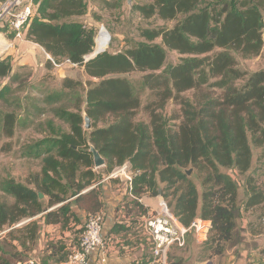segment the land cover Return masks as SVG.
I'll return each mask as SVG.
<instances>
[{
  "label": "trees",
  "instance_id": "trees-1",
  "mask_svg": "<svg viewBox=\"0 0 264 264\" xmlns=\"http://www.w3.org/2000/svg\"><path fill=\"white\" fill-rule=\"evenodd\" d=\"M103 1L105 7L110 4ZM34 3L36 14L27 39L56 62L78 63L88 79L65 77L60 93L46 97L48 104L75 97L70 109H55L54 116L69 123L68 131L51 130L27 145L25 152L40 160L39 169L23 182L3 181L6 197L0 201V230L6 232L0 264H18L15 250L26 253L35 247L39 220L17 227L23 221L43 215L47 224L67 223L74 216L73 202L68 201L74 196L80 209L89 214L101 211L99 182L125 163L139 171L132 189L137 198L144 193L157 196L162 189L168 207L183 225L190 226L197 217L211 221L202 243L209 258L221 257L228 247L243 241L238 226L242 208L260 211L252 232H262L258 228L262 229L264 218V188L251 170L257 148L255 172L264 171V69L251 73L240 69L237 55L255 57L264 49V0H134L130 12L145 24L137 25L133 45L118 52L105 50L87 61L97 34L86 22L89 3ZM89 15L95 21L103 19L96 11ZM170 52L178 53L177 62H168ZM46 66L53 63L46 60ZM132 73L141 74L140 90L127 76ZM18 77L11 57L1 58L0 98ZM6 78L9 83L2 85ZM146 90L155 99L147 104L149 117L143 120L137 116L140 91ZM191 91H195L193 99L181 96ZM171 99L181 105L178 118L160 113ZM84 112L92 120L90 130L84 128ZM43 113L42 109L38 115ZM17 116L16 111L3 110L7 138L15 135ZM89 142L106 159L104 174L94 168ZM235 173L245 176L242 203ZM170 264H184V259Z\"/></svg>",
  "mask_w": 264,
  "mask_h": 264
},
{
  "label": "rangeland",
  "instance_id": "rangeland-1",
  "mask_svg": "<svg viewBox=\"0 0 264 264\" xmlns=\"http://www.w3.org/2000/svg\"><path fill=\"white\" fill-rule=\"evenodd\" d=\"M110 1L107 7L103 0H90L91 11H96L102 15L101 21H95L91 16L86 17V22L93 27L97 34L101 25H104L106 30L111 35V42L107 50L111 52H118L129 48L133 45L136 38V27L138 24H145L137 13L130 12V6L134 4L128 0H108ZM105 5V6H104ZM120 5V6H117ZM106 8V9H105ZM179 55L176 52H170L168 55V62H177ZM38 62L44 63L43 66H38L37 69L28 66H19L14 71L18 73L19 77L12 83L9 91L3 94L0 98V201L6 197L3 190V181L7 178H14L17 181H24L27 176L36 171L40 167V160L32 158L26 154V146L31 145L41 137L55 131H68L69 123L61 118L55 117L56 107H65L70 109L74 104L75 97L68 101L66 98H61L58 103L48 104L45 102L46 97L50 93H60L62 90V81L66 77H71L76 80L86 81L88 79L85 71L80 66L74 67L65 64L62 67H55L54 70H46V58L44 54H39ZM238 66L240 69L248 73L259 69H264V49L260 55L250 58H242L237 55ZM14 69V67H13ZM136 82L137 89L141 86L137 84L140 79V73H132L127 75ZM10 79L3 80L2 85L9 83ZM142 105L138 112V119L148 120L149 111L147 104L151 103L155 98L151 96L149 90L140 91ZM195 91L183 93L182 97L194 98ZM5 108L17 112L18 125L15 130V135L12 138H7L3 132V110ZM44 110L40 116L39 111ZM162 113L167 118L179 117L182 113L181 105L177 100L171 99L168 101L166 108ZM175 120H171L174 123ZM179 122V120H176ZM52 127H49V126ZM260 150L254 149L255 160ZM193 179L201 188V179L198 173L193 174ZM1 231V230H0ZM3 231V230H2ZM0 246H3V236L0 237ZM3 248L0 249V252ZM16 261L18 264L29 260L36 259L37 255H30L29 252H17ZM178 258L184 259V264H196L200 262L204 264L208 260V254L203 252L202 243L198 241L196 235L192 232L186 239L182 250H177ZM211 260V258H210ZM175 261V256L172 257Z\"/></svg>",
  "mask_w": 264,
  "mask_h": 264
},
{
  "label": "crops",
  "instance_id": "crops-1",
  "mask_svg": "<svg viewBox=\"0 0 264 264\" xmlns=\"http://www.w3.org/2000/svg\"><path fill=\"white\" fill-rule=\"evenodd\" d=\"M89 3L90 14V0ZM36 8V5H35ZM88 14V16H90ZM18 48L15 52H9L13 62V72L19 66H28L36 68L43 66V62H38L39 54L43 55V48L30 40H20L17 42ZM7 55V56H8ZM46 70H54L46 66ZM63 75L62 78H65ZM257 158L253 159L252 172L257 177V184L264 188V171L257 170ZM97 172L104 174L102 168L95 169ZM239 178V200L242 203L246 197L244 185L245 176L235 173ZM102 192L104 214L103 237L105 240L106 251L104 253H95L90 257V264H163L152 252L150 237L145 228L146 216L148 214L160 211L167 204L162 195L151 196L149 193L142 194L137 198L130 189L127 181L119 179H109L105 175L99 182ZM200 193L202 187L199 188ZM75 196L68 201H72L71 216L67 223L47 224L43 215L27 219L18 224L17 227L31 220H39L40 232L38 241L29 254L37 255V264H67L69 253L74 245L80 239L86 219L89 212L80 209L74 204ZM137 201L147 214H142ZM242 216L238 220V226L243 230L244 239L237 245L228 247L221 257L208 258L204 264H264V218L262 219V229L254 231L255 222L257 221L259 210L242 208ZM207 224L212 226L210 220ZM5 233L3 234L4 237ZM203 243V242H201ZM183 246L175 245L168 251L167 263L172 262V257L178 259L177 250H182ZM20 249V248H19ZM106 257V261L102 259ZM181 258V257H179ZM27 261V260H26ZM25 262V261H24ZM196 264H202L197 262Z\"/></svg>",
  "mask_w": 264,
  "mask_h": 264
},
{
  "label": "built area",
  "instance_id": "built-area-1",
  "mask_svg": "<svg viewBox=\"0 0 264 264\" xmlns=\"http://www.w3.org/2000/svg\"><path fill=\"white\" fill-rule=\"evenodd\" d=\"M34 0H5L0 3V59L7 57L9 52H15L17 42L27 39V32L31 20L36 14ZM103 33L106 34L103 36ZM28 40V39H27ZM111 42V35L104 25L95 37V46L91 54L85 56V61L107 50ZM46 60H50L55 67L65 64L78 67V63L70 60L56 62L53 57L43 50ZM9 56V55H8ZM44 64V63H43ZM129 163L114 168L108 175L109 179L127 181L133 189V177L138 174ZM104 214L102 211L89 214L83 227L78 244L74 245L67 259V264H90V257L95 253L106 251L103 237ZM212 226L206 220L197 217L190 226H185L179 218L165 204L160 211L146 216L145 228L150 237L152 252L161 263H167L168 251L175 245L183 246L190 233H194L200 242L206 241ZM6 231H0V237ZM106 261V257L102 259ZM21 264H37L29 259Z\"/></svg>",
  "mask_w": 264,
  "mask_h": 264
},
{
  "label": "water",
  "instance_id": "water-1",
  "mask_svg": "<svg viewBox=\"0 0 264 264\" xmlns=\"http://www.w3.org/2000/svg\"><path fill=\"white\" fill-rule=\"evenodd\" d=\"M131 3V0H128ZM84 128L86 130L92 129V120L86 112H84ZM89 152L92 153L94 168L99 169L106 165V159L101 155V153L95 148V146L89 142ZM192 170H189L188 173L191 174ZM160 195H163L162 189L159 191ZM40 198L44 197L43 193H39ZM48 209H45L47 211Z\"/></svg>",
  "mask_w": 264,
  "mask_h": 264
},
{
  "label": "bare ground",
  "instance_id": "bare-ground-1",
  "mask_svg": "<svg viewBox=\"0 0 264 264\" xmlns=\"http://www.w3.org/2000/svg\"><path fill=\"white\" fill-rule=\"evenodd\" d=\"M106 34L103 33V36H105Z\"/></svg>",
  "mask_w": 264,
  "mask_h": 264
}]
</instances>
